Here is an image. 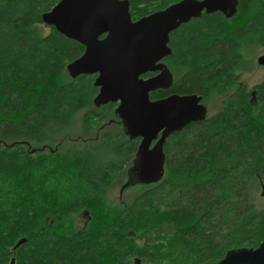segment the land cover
I'll use <instances>...</instances> for the list:
<instances>
[{
    "label": "trees",
    "instance_id": "16d2710c",
    "mask_svg": "<svg viewBox=\"0 0 264 264\" xmlns=\"http://www.w3.org/2000/svg\"><path fill=\"white\" fill-rule=\"evenodd\" d=\"M59 1L0 0V264H217L232 249L257 248L264 77L251 90L239 82L254 61L247 55L264 48V0L171 34L173 92L224 101L166 139L163 178L129 185L117 205L107 189L127 183L139 140L116 105H93L96 75L69 77L84 47L41 20Z\"/></svg>",
    "mask_w": 264,
    "mask_h": 264
},
{
    "label": "water",
    "instance_id": "95a60500",
    "mask_svg": "<svg viewBox=\"0 0 264 264\" xmlns=\"http://www.w3.org/2000/svg\"><path fill=\"white\" fill-rule=\"evenodd\" d=\"M240 0H182L163 11L132 22L128 4L120 0H60L41 16L45 26L53 27L62 36L84 47L83 54L67 65L70 78L96 75L94 87L98 94L96 108L116 104L131 139H139V151L129 171V185L156 183L164 176L161 135L180 131L185 126L204 120L205 108L196 96H171L151 101L150 93L165 87L162 77L143 79L165 66L160 62L170 54L169 35L182 24L207 14L219 12L226 19L237 12ZM104 36V38H100ZM257 65L264 67V54ZM162 76V75H161ZM158 150V153L154 152ZM19 241L15 248L23 244ZM14 260L10 262L13 264ZM134 264H142L134 259ZM217 264H264V241L257 248L228 251Z\"/></svg>",
    "mask_w": 264,
    "mask_h": 264
},
{
    "label": "flooded vegetation",
    "instance_id": "af4514ba",
    "mask_svg": "<svg viewBox=\"0 0 264 264\" xmlns=\"http://www.w3.org/2000/svg\"><path fill=\"white\" fill-rule=\"evenodd\" d=\"M120 1L127 2V4H128V12H129L131 21L135 22V21H138L139 19H142L144 17L150 16L153 13H156V12H159V11H163V10L167 9L168 7H170V6H172V5L176 4V3H179L182 0H145V2H141V4H137L136 6L132 4V0H120ZM195 1L201 2L203 0H195ZM238 6H239V3H238ZM237 9H238V7H237ZM213 14H221V13L215 12V13H212V14H207L205 12V10H203L201 12V15H200L199 18L191 19L188 23L182 24L181 26L187 25L190 22H193V21H196V20H200L202 17L210 16V15H213ZM222 16L224 17V15H222ZM180 27H178L176 30H178ZM175 31H173V32H175ZM173 32H171L170 35H169L168 47L170 49V54L160 62L165 67L163 69L155 72V73H147V74L142 76L143 79H148V78H151V77H162V81H163V83L165 85V87L159 88L156 91L150 93L149 97H150L151 101L163 100V99L169 98L171 96H185V95H178V94L173 92V86L175 85V82L177 80V78H176L177 77V75H176V73H177L176 70L177 69H176V66L175 67L172 66V65L169 66V64H168V58L171 56V54L173 52V49L170 46V36H171V34ZM100 38H104V36H102ZM239 85H242L241 81L239 82ZM153 93L155 94V98L151 99V94H153ZM251 93H252L251 95L253 96L254 92H251ZM193 96H196L197 98H200V100H201L200 104L205 108L204 120L206 118H208V117L213 116L217 112V110L221 107L222 101H224V99L219 98L220 99V105H219L218 109L216 110L215 113L210 115V111L208 110V107L206 105L209 101L208 102L203 101L202 97L198 96V95H193ZM204 120L198 121V122H203ZM198 122H195V123H198ZM191 124H194V123H191ZM191 124H189V125H191ZM189 125L185 126L180 131H174V132H170V133H167V132L165 133V130H163L159 134L158 139L155 142L152 143L150 148L153 149L157 145V143H158L157 141L160 139L161 135H163V134L165 135L166 134L165 135V140H164V142H162V143H165L166 139L175 136L178 132L183 131ZM139 144H140V140H139ZM156 147L160 148L159 145H157ZM161 148L163 150V144L161 145ZM162 150H159L160 154H163ZM154 152L158 153V150H154ZM165 162H166L165 156L163 155V167H165Z\"/></svg>",
    "mask_w": 264,
    "mask_h": 264
},
{
    "label": "rangeland",
    "instance_id": "374dc122",
    "mask_svg": "<svg viewBox=\"0 0 264 264\" xmlns=\"http://www.w3.org/2000/svg\"><path fill=\"white\" fill-rule=\"evenodd\" d=\"M264 54V48L258 47L252 50V53L248 54L247 60H254L250 66L248 72H244L241 74V83L245 84L248 90H251L252 87L259 83L264 77V68L257 65L256 61L259 56ZM115 105V104H114ZM208 110L210 111V115L216 112L220 105V99L214 98L211 99L207 104ZM126 199V194L121 193V185L117 182L113 183L108 187L105 200L108 201L111 205H117L119 201ZM87 221V217L84 214H80L75 216L74 222L76 227L82 228Z\"/></svg>",
    "mask_w": 264,
    "mask_h": 264
}]
</instances>
